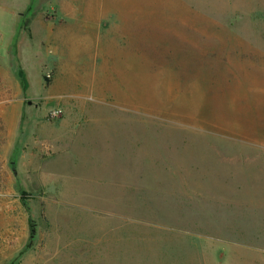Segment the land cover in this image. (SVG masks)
I'll use <instances>...</instances> for the list:
<instances>
[{
  "label": "rangeland",
  "instance_id": "obj_1",
  "mask_svg": "<svg viewBox=\"0 0 264 264\" xmlns=\"http://www.w3.org/2000/svg\"><path fill=\"white\" fill-rule=\"evenodd\" d=\"M76 3L0 80V264H264V0Z\"/></svg>",
  "mask_w": 264,
  "mask_h": 264
},
{
  "label": "crops",
  "instance_id": "obj_2",
  "mask_svg": "<svg viewBox=\"0 0 264 264\" xmlns=\"http://www.w3.org/2000/svg\"><path fill=\"white\" fill-rule=\"evenodd\" d=\"M0 1H4V3L8 6L13 4L12 0H0ZM14 2H18L17 7L15 8V10H11L9 11V14H11V16L14 17L13 19V26L10 29L9 32L0 29V45H2V43L7 42L6 43V57H1L0 56V80L5 83L8 82V87L11 90H14V92H20L19 88L16 85V82L14 83L13 80H15L14 77V64H15V60H14V53L12 52V49L15 48V41L18 40L17 37L19 36L20 32L24 33L25 31L28 32V35H26V39H23V43H22V39L20 40V42H18V51H19V55L20 53L22 54V57L24 58L25 61V68H23V73L24 74H31L32 73V67L35 64L40 63L38 60H35L37 58V55H35L34 51H31V48L26 49L27 47H21L22 45H25L24 43L26 42L27 45H38L39 47L43 46L44 44H47V41L49 43H52L53 41L57 42V44H61L60 42V37H53L52 32L54 30L55 27V22L54 21H47L45 20L40 14H37L35 11H30V12H26L27 9H29L32 0H13ZM57 1V0H56ZM77 3L75 5H73L74 7L72 8V15L73 17L78 21V23L81 22V28H77L76 29V36L72 33V35H74L73 40L76 41L77 43H79V39L80 37H82V39L84 38V34H85V27L84 25V18L87 15L86 10H88L87 12H89V14L91 13V11H93L92 15H96V13L103 15L104 13H102V11L100 12L99 9H94L91 8V6H85L84 7V0H75ZM9 2V3H8ZM21 2V3H19ZM9 8H4V10H7ZM27 14L26 19L21 22L20 18ZM86 14V15H85ZM97 14V15H98ZM37 24V26L39 27V31L43 33V36L40 37V39H36L34 33L32 32V22L33 21ZM56 29H59L58 27ZM8 37V40H5ZM107 44V42H105ZM33 49V48H32ZM69 50L70 48H68V58H69ZM79 55V52H77V56ZM69 60V59H68ZM28 66V68L26 67ZM11 84V85H10ZM3 87L4 84H2ZM8 89V90H9ZM1 116V115H0Z\"/></svg>",
  "mask_w": 264,
  "mask_h": 264
},
{
  "label": "trees",
  "instance_id": "obj_3",
  "mask_svg": "<svg viewBox=\"0 0 264 264\" xmlns=\"http://www.w3.org/2000/svg\"><path fill=\"white\" fill-rule=\"evenodd\" d=\"M2 129V127H1V124H0V130Z\"/></svg>",
  "mask_w": 264,
  "mask_h": 264
}]
</instances>
